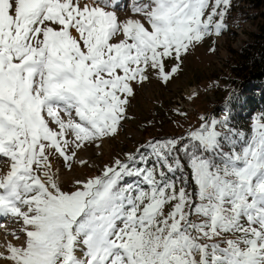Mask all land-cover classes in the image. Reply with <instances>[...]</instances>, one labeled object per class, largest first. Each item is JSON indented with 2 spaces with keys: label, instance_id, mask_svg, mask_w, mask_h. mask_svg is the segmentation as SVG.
I'll list each match as a JSON object with an SVG mask.
<instances>
[{
  "label": "snow or ice",
  "instance_id": "1",
  "mask_svg": "<svg viewBox=\"0 0 264 264\" xmlns=\"http://www.w3.org/2000/svg\"><path fill=\"white\" fill-rule=\"evenodd\" d=\"M117 3L0 0V217L25 237L0 260L264 264V117L250 138L212 119L60 183L64 169L88 165L81 153L119 135L134 85L152 72L169 82L179 71L169 60L222 34L233 0H136L141 18L125 19Z\"/></svg>",
  "mask_w": 264,
  "mask_h": 264
},
{
  "label": "rangeland",
  "instance_id": "2",
  "mask_svg": "<svg viewBox=\"0 0 264 264\" xmlns=\"http://www.w3.org/2000/svg\"><path fill=\"white\" fill-rule=\"evenodd\" d=\"M135 3L136 0H119L115 9L118 16L121 19L141 18L132 13ZM252 13L248 0H233L226 19L227 28L220 36H210L190 48L182 57V62L168 61V68L179 64V71L173 74L169 82L164 83L152 72L150 81L134 85L135 95L131 98L128 112L130 119L123 122L119 135L106 140L101 148H91L81 153L88 159V165L77 166L75 171L64 169L60 178L62 186L69 189L76 179L101 175L105 165H111L116 158L124 159L126 153L135 152L140 144L149 140L186 137L190 131L199 128L201 123L223 119L226 112L222 110L217 116L216 108L220 105L219 101L233 91L228 81L226 62L230 48H238L247 32L256 28ZM201 117L206 120L202 121ZM258 119V115L254 116L250 123L251 129ZM5 159L0 157V171L7 170ZM56 167L62 168V161H56ZM0 223L5 224V229H0V251H4L7 242L24 244L21 224L11 217H0ZM13 230L19 235V240L6 235V231ZM0 264L9 262L0 260Z\"/></svg>",
  "mask_w": 264,
  "mask_h": 264
},
{
  "label": "trees",
  "instance_id": "3",
  "mask_svg": "<svg viewBox=\"0 0 264 264\" xmlns=\"http://www.w3.org/2000/svg\"><path fill=\"white\" fill-rule=\"evenodd\" d=\"M248 3L253 10L256 28L247 32L238 48H230L226 67L233 91L219 101L216 114L226 111L229 126L250 138L252 119L256 115L264 117V0H248ZM186 174L190 188L195 192L187 166ZM133 179L128 178L124 182H132Z\"/></svg>",
  "mask_w": 264,
  "mask_h": 264
},
{
  "label": "bare ground",
  "instance_id": "4",
  "mask_svg": "<svg viewBox=\"0 0 264 264\" xmlns=\"http://www.w3.org/2000/svg\"><path fill=\"white\" fill-rule=\"evenodd\" d=\"M119 1V0H118Z\"/></svg>",
  "mask_w": 264,
  "mask_h": 264
}]
</instances>
